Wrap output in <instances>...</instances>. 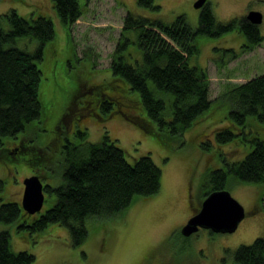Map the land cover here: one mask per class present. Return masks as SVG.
Listing matches in <instances>:
<instances>
[{"label": "rangeland", "instance_id": "obj_1", "mask_svg": "<svg viewBox=\"0 0 264 264\" xmlns=\"http://www.w3.org/2000/svg\"><path fill=\"white\" fill-rule=\"evenodd\" d=\"M138 2L80 0L84 15L72 26L69 40L53 0H0V15L11 10L26 18L42 13L51 18L56 32L40 65L43 117L30 137L22 140L19 152L12 155V147L0 155V207L7 202L21 203L24 181L33 175L43 177V184L52 187L61 184L64 145L76 143L79 131L85 132V140L94 144L109 135L124 150L129 163L148 155L162 171L158 194L136 198L115 218L88 219V237L79 246L73 245L69 229L63 225L52 224L41 233H30L19 229V224L1 223L0 232L10 234L15 252L26 251L35 256L32 264H236L234 253L240 246L264 238V183L238 184L234 180L227 190L246 210L238 230L233 234H213L201 229L191 238L180 234V228L192 213L201 210L208 196L204 182L209 172L225 167L227 159L243 160L248 152L249 143L238 140L222 145L215 136L231 124L229 118L224 119L223 93L264 75V40L252 51L244 52L247 40L239 29L219 38L197 39L200 52L190 59V65L207 71L210 99L216 101L217 109L185 131L182 138L164 132L160 139L120 115L106 120L104 115L95 116V109H89L88 102L100 86L107 90L111 87L113 57L125 35L132 40L125 50L127 59L135 62L142 57L134 42L135 34L124 32L128 14L164 24H172L183 15L193 28L199 25L201 11L195 8L197 0H155L159 9L140 7ZM210 8L217 22L226 24L244 19L249 9L264 13V0H254L252 4L250 0H214ZM5 28L8 30L9 26L6 24ZM259 28L264 37V19ZM16 46L31 52L38 47L31 38L20 39ZM224 50L235 52V58ZM142 110L133 109V114H143ZM248 124L247 131L264 139V121L250 118ZM48 167L55 169L52 177ZM55 199V195L46 194L42 213L55 204Z\"/></svg>", "mask_w": 264, "mask_h": 264}, {"label": "trees", "instance_id": "obj_2", "mask_svg": "<svg viewBox=\"0 0 264 264\" xmlns=\"http://www.w3.org/2000/svg\"><path fill=\"white\" fill-rule=\"evenodd\" d=\"M154 3L155 0L138 2L140 7L159 9ZM53 4L71 40V28L84 15V6L80 0H53ZM259 27L247 19L218 23L210 7L201 12L197 28H193L183 15L172 24H164L128 14L124 32L135 34L134 42L142 57L135 62L127 59L125 50L132 40L131 36L125 35L123 45H118L113 57L110 89L100 86L88 107L95 109V116L104 115L106 120L112 115H120L160 139V133L164 132L182 138L185 131L202 117L215 114L217 109L214 107L216 101L210 99L207 71L190 65V59L200 52L197 39L219 38L239 29L247 40L244 52L252 51L264 40ZM55 37L51 18L42 13L26 18L11 10L0 15L2 156L10 152V148L14 151L19 147L25 137H30L43 117L39 98L43 78L40 65L45 59L47 45ZM23 38L35 40L37 49L31 52L17 47V42ZM224 51L235 58V52ZM222 96L224 119L229 118L231 124L217 132L216 141L225 145L239 140L249 146H246L248 152L243 160L232 162L227 159L225 167L209 172L204 182V187L209 190L206 196L227 189L233 180L238 184L264 183V139L247 131L250 118L264 121V75L235 85ZM138 107L143 109V114L136 116L133 109ZM77 134L78 141L67 142L63 148L61 184L57 187L49 185L45 190L46 194L56 196L55 204L46 212L29 217L20 202L4 203L0 207V224H19V229H28L30 233H41L52 224L63 225L69 229L73 245L79 246L88 237V219L115 218L136 198L159 193L162 171L150 156H142L132 164L109 135L94 144L85 140V132ZM48 169L52 177L55 169ZM34 261L35 256L29 252H15L10 234L0 232V264H32ZM234 261L236 264H264V238L240 246L234 253Z\"/></svg>", "mask_w": 264, "mask_h": 264}, {"label": "water", "instance_id": "obj_3", "mask_svg": "<svg viewBox=\"0 0 264 264\" xmlns=\"http://www.w3.org/2000/svg\"><path fill=\"white\" fill-rule=\"evenodd\" d=\"M208 0H198L196 9H202ZM247 20L260 26L263 14L252 11ZM24 193L21 201L22 209L29 215L40 214L45 204V186L38 175L28 177L24 181ZM246 217L244 206L236 200L227 189L210 193L202 203L201 210L188 220L181 229L184 237H190L201 229L215 234H233Z\"/></svg>", "mask_w": 264, "mask_h": 264}, {"label": "flooded vegetation", "instance_id": "obj_4", "mask_svg": "<svg viewBox=\"0 0 264 264\" xmlns=\"http://www.w3.org/2000/svg\"><path fill=\"white\" fill-rule=\"evenodd\" d=\"M198 1V0H197ZM252 0H250V4H252L253 2H254V0H253V2H251ZM213 2H214V0H208L207 1V3H206V5L202 8V9H200V11L202 12L203 11V9L205 10L206 8H208V7H211V5H213ZM252 11H255V10H251V9H249L248 11H247V14L249 13V12H252ZM257 12V11H256ZM260 12V11H259ZM261 13L263 14V19H264V13L261 11ZM246 14V17L244 18V19H247V15ZM21 150V146H19V147H15L14 148V151L12 152V155H14V154H16L17 152H19ZM40 177V176H39ZM40 178H43V177H40ZM44 186H45V190H46V187L47 186H49V185H46V184H44ZM45 196H46V193H45ZM199 211V210H198ZM198 211H195L194 213H192L193 215L191 216V217H189L187 220H186V223L188 222V220L190 219V218H192L194 215H196L197 213H198ZM185 223V224H186ZM184 224V225H185ZM184 225H183V227H184ZM183 227H181L180 228V232H181V229L183 228ZM210 233H213L212 231H210V230H208ZM181 234V233H180ZM197 234V233H196ZM214 234V233H213ZM182 235V234H181ZM195 235V234H194ZM194 235H192V236H190V237H185V238H191V237H193ZM184 237V236H183Z\"/></svg>", "mask_w": 264, "mask_h": 264}]
</instances>
